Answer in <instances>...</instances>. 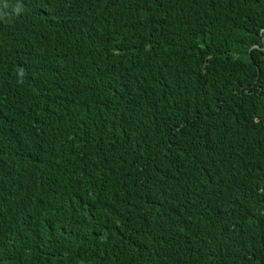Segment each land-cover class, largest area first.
<instances>
[{
    "label": "trees",
    "instance_id": "16d2710c",
    "mask_svg": "<svg viewBox=\"0 0 264 264\" xmlns=\"http://www.w3.org/2000/svg\"><path fill=\"white\" fill-rule=\"evenodd\" d=\"M0 264H264V0H0Z\"/></svg>",
    "mask_w": 264,
    "mask_h": 264
},
{
    "label": "rangeland",
    "instance_id": "374dc122",
    "mask_svg": "<svg viewBox=\"0 0 264 264\" xmlns=\"http://www.w3.org/2000/svg\"><path fill=\"white\" fill-rule=\"evenodd\" d=\"M256 121H259V118H255Z\"/></svg>",
    "mask_w": 264,
    "mask_h": 264
},
{
    "label": "clouds",
    "instance_id": "9594fccd",
    "mask_svg": "<svg viewBox=\"0 0 264 264\" xmlns=\"http://www.w3.org/2000/svg\"><path fill=\"white\" fill-rule=\"evenodd\" d=\"M17 11H19V9H17Z\"/></svg>",
    "mask_w": 264,
    "mask_h": 264
}]
</instances>
